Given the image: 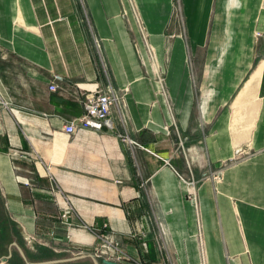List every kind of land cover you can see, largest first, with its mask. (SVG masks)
<instances>
[{"label":"crops","instance_id":"crops-1","mask_svg":"<svg viewBox=\"0 0 264 264\" xmlns=\"http://www.w3.org/2000/svg\"><path fill=\"white\" fill-rule=\"evenodd\" d=\"M109 84L124 120L65 134ZM79 225L145 264H200L199 232L207 264H264V0H0V264L87 254Z\"/></svg>","mask_w":264,"mask_h":264},{"label":"built area","instance_id":"built-area-1","mask_svg":"<svg viewBox=\"0 0 264 264\" xmlns=\"http://www.w3.org/2000/svg\"><path fill=\"white\" fill-rule=\"evenodd\" d=\"M141 32H144L143 26L140 25ZM94 45L97 48V51L99 53V43L96 39L93 40ZM145 41L146 46L147 41ZM149 51H152L148 47ZM105 67V65L103 64ZM59 80V78H56ZM49 91L55 92L57 90L56 86L54 84L49 85ZM84 94V93H83ZM77 102L81 104L83 107L84 113L83 115L77 120V125L74 123H69L63 126V132L67 135H72L75 133L78 127L83 129H93V130H100L103 125L109 126V120L108 116L112 112V110H116L118 113L120 119L123 121V107H124V99L123 96L120 94V92L116 89H114L110 84L106 87L105 91H95L93 93H88L84 95L77 96L76 98ZM173 119V118H172ZM167 129V128H166ZM187 181V183H190L193 186L191 195H196V184L193 179ZM63 201H64V209L63 213L61 214V218L63 219V224L66 226H71L72 224H69V221L67 220V212H73V208L70 205L68 199L66 196L62 195ZM192 201H196L195 197L191 199ZM82 228L88 229L93 233L95 236L96 241H98V244L95 248L92 249L93 255H95L97 258L116 262L119 264H145V262L142 259H134L128 254H126L122 247L121 242L118 240L113 233L103 234V231L107 229V225H103L100 228H93L88 227L86 225H79ZM161 227V225L159 226ZM162 230V229H161ZM162 232V231H161ZM82 254V252H77V255Z\"/></svg>","mask_w":264,"mask_h":264},{"label":"rangeland","instance_id":"rangeland-1","mask_svg":"<svg viewBox=\"0 0 264 264\" xmlns=\"http://www.w3.org/2000/svg\"><path fill=\"white\" fill-rule=\"evenodd\" d=\"M176 20L177 21H179L180 20V17L177 15L176 16ZM141 36H142V38H143V41L144 40H146L147 41V34H146V32H145V30H144V32H141ZM144 43H145V41H144ZM146 45V44H145ZM147 45H148V43H147ZM148 47H149V45H148ZM148 47L146 46V48H147V52L150 54V56H152V54H153V52L152 51H149L148 50ZM150 49H151V47H149ZM152 50V49H151ZM155 81L159 84V88L161 89V94L164 96V98H165V102H166V105H167V107L169 106V114L171 115V128L173 129V130H175V131H177V125H176V120H175V117H174V114H173V108H172V103H171V100H170V97H169V95H168V91H167V87H166V84H165V79H164V76H163V74L161 73V71H160V69L159 68H157V70H156V74H155ZM129 92V89H127V90H125L124 92H123V94H126V93H128ZM173 118V119H172ZM183 141L181 140V142H180V140H178L177 139V141H176V145H177V148L178 147H182L183 148V143H182ZM180 144V145H179ZM224 166L225 165H221V167L219 168V169H217V170H215V171H213V172H211V174H209V176H207L206 177V179H209V180H211L212 182H214V183H216V182H218V181H220L221 180V174H222V171H223V168H224ZM189 175L187 174V176L185 177V179L188 181V180H191L192 178L191 177H188ZM181 177H182V175H181ZM184 178V177H183ZM194 179V178H193ZM194 181H195V184H196V195L194 196V195H191L192 193H187V195H186V198L188 199V200H190L191 202H193L194 204H196V202H197V188H198V184H199V181H197L196 179H194ZM187 187H189V185L190 184H188L187 182H183ZM184 185V186H185ZM193 197H195V199H196V201L194 202V201H192L191 199H193ZM70 224V223H69ZM159 224V223H158ZM64 225V224H63ZM66 228H70L71 226H66V225H64ZM159 226H160V224H159ZM93 228H98V227H93ZM198 237H199V239H198V243H199V247H200V249L202 250V252H203V255H201V258H200V264H207V259H206V256L204 255V252H205V248H204V242H203V240H202V234L199 232L198 233ZM168 244H169V241H168ZM81 252V251H80ZM93 253V251L92 250H90V252L89 253H87V254H92ZM93 255V254H92ZM97 259H100V258H97ZM173 261V264H175V258L173 259V258H171Z\"/></svg>","mask_w":264,"mask_h":264},{"label":"water","instance_id":"water-1","mask_svg":"<svg viewBox=\"0 0 264 264\" xmlns=\"http://www.w3.org/2000/svg\"><path fill=\"white\" fill-rule=\"evenodd\" d=\"M18 228H20V227H18ZM11 246H14L17 249L21 258L24 260L25 264H66V263H70V262H77L80 260H90L93 264H119V263L108 261V260L99 261L97 259V257L95 255H92V254H80V255H76V256L68 259V260H56V261H46V262H40V263H29L26 261V258L24 256L23 252L15 244H12ZM10 256L11 255L2 258L1 262L6 263L9 260Z\"/></svg>","mask_w":264,"mask_h":264},{"label":"bare ground","instance_id":"bare-ground-1","mask_svg":"<svg viewBox=\"0 0 264 264\" xmlns=\"http://www.w3.org/2000/svg\"><path fill=\"white\" fill-rule=\"evenodd\" d=\"M236 153V152H235ZM188 184H190V183H188ZM193 186L190 184L189 185V187H187V186H185V190L187 191V192H192L193 191Z\"/></svg>","mask_w":264,"mask_h":264}]
</instances>
